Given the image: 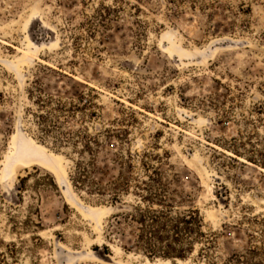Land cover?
Wrapping results in <instances>:
<instances>
[{
	"label": "rangeland",
	"instance_id": "1",
	"mask_svg": "<svg viewBox=\"0 0 264 264\" xmlns=\"http://www.w3.org/2000/svg\"><path fill=\"white\" fill-rule=\"evenodd\" d=\"M0 264H264V0H0Z\"/></svg>",
	"mask_w": 264,
	"mask_h": 264
},
{
	"label": "bare ground",
	"instance_id": "2",
	"mask_svg": "<svg viewBox=\"0 0 264 264\" xmlns=\"http://www.w3.org/2000/svg\"><path fill=\"white\" fill-rule=\"evenodd\" d=\"M24 150H27V152H31V153H33V154H35V149H34V147L33 146H31L30 144L27 146V147H25L24 148ZM23 151V150H22Z\"/></svg>",
	"mask_w": 264,
	"mask_h": 264
}]
</instances>
